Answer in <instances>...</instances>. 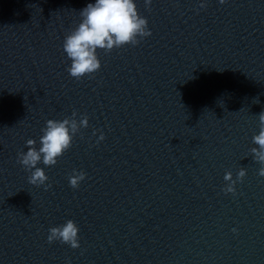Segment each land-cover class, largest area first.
<instances>
[{
  "label": "water",
  "instance_id": "water-1",
  "mask_svg": "<svg viewBox=\"0 0 264 264\" xmlns=\"http://www.w3.org/2000/svg\"><path fill=\"white\" fill-rule=\"evenodd\" d=\"M89 2L0 0V264H264V0H136L151 34L76 79L62 43ZM74 111L88 127L30 184L25 141ZM67 219L78 248L47 240Z\"/></svg>",
  "mask_w": 264,
  "mask_h": 264
},
{
  "label": "clouds",
  "instance_id": "clouds-1",
  "mask_svg": "<svg viewBox=\"0 0 264 264\" xmlns=\"http://www.w3.org/2000/svg\"><path fill=\"white\" fill-rule=\"evenodd\" d=\"M221 4L225 0H219ZM152 0H144L145 7H149ZM207 0H200V6H206ZM80 21L72 28L63 39L62 50L66 58L70 61L67 66L69 75L76 79L88 76L98 71L101 62L98 50L110 51L125 45H136L139 39L151 34L146 17L139 14L136 0H90V2L80 10ZM74 111L71 117L63 119H48L41 129L42 135L39 137V147L37 141L29 138L25 141L26 151L18 153V162L28 171V181L33 185H47L48 176L43 167L54 165L58 158L71 146L73 137L81 128L89 125L86 114H81L76 118ZM259 131L252 136L255 147L252 148L253 158L258 161L261 167L258 174L264 176V110L258 114ZM93 130V134L98 132ZM99 140L104 139V133L99 132ZM246 175V169H239L236 178L233 179L232 171L224 173V180L227 182L223 191L234 193L237 181ZM86 173L83 170L73 169L68 177L70 186L79 187L80 182L85 179ZM233 231H236L233 228ZM48 242L60 241L72 248L80 247L79 226L72 219H67L64 223L50 226L47 235Z\"/></svg>",
  "mask_w": 264,
  "mask_h": 264
}]
</instances>
